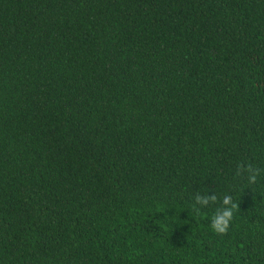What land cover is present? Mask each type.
Returning <instances> with one entry per match:
<instances>
[{"label": "trees", "instance_id": "obj_1", "mask_svg": "<svg viewBox=\"0 0 264 264\" xmlns=\"http://www.w3.org/2000/svg\"><path fill=\"white\" fill-rule=\"evenodd\" d=\"M0 264H264V0H0Z\"/></svg>", "mask_w": 264, "mask_h": 264}, {"label": "clouds", "instance_id": "obj_2", "mask_svg": "<svg viewBox=\"0 0 264 264\" xmlns=\"http://www.w3.org/2000/svg\"><path fill=\"white\" fill-rule=\"evenodd\" d=\"M247 168L250 172H252V174L248 177L249 183H254L257 179L258 173L256 170L251 168V165H248ZM209 199L215 201L216 196L213 195L207 198L197 197V201L204 204H206ZM223 204L228 205L229 207H225L214 214L210 225L211 229L219 235L227 233L230 223L233 219L234 211L239 208V205L233 201L231 196H225L223 199Z\"/></svg>", "mask_w": 264, "mask_h": 264}]
</instances>
